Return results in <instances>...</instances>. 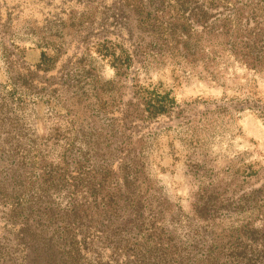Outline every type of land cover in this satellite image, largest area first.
Wrapping results in <instances>:
<instances>
[{"label": "rangeland", "instance_id": "rangeland-1", "mask_svg": "<svg viewBox=\"0 0 264 264\" xmlns=\"http://www.w3.org/2000/svg\"><path fill=\"white\" fill-rule=\"evenodd\" d=\"M263 219L264 0H0V264H226Z\"/></svg>", "mask_w": 264, "mask_h": 264}, {"label": "trees", "instance_id": "trees-1", "mask_svg": "<svg viewBox=\"0 0 264 264\" xmlns=\"http://www.w3.org/2000/svg\"><path fill=\"white\" fill-rule=\"evenodd\" d=\"M125 1V0H124ZM156 110H158V112H156L157 114H162L163 112H165V109L162 106H158L157 108H155ZM262 230H260L258 233V239L257 241L259 242L261 249H259L256 253H254L253 251H247V252H241L239 254L233 255V254H228L225 257L226 260V264H243L245 262V264H264V219L262 220ZM157 229L154 228L153 225L149 224V228L148 231L150 233V236L155 235V231ZM253 238H251L252 241ZM156 240V239H155ZM159 242H155L154 245H158ZM244 260V261H243ZM167 263L169 264H183L181 262H176L172 257H170L167 260Z\"/></svg>", "mask_w": 264, "mask_h": 264}]
</instances>
